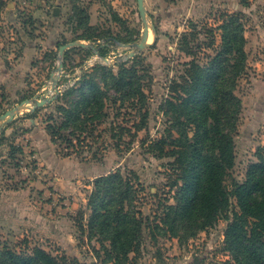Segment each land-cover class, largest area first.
<instances>
[{
    "label": "rangeland",
    "instance_id": "obj_1",
    "mask_svg": "<svg viewBox=\"0 0 264 264\" xmlns=\"http://www.w3.org/2000/svg\"><path fill=\"white\" fill-rule=\"evenodd\" d=\"M144 1L150 36L147 46L138 50L135 44L145 26L137 0H0V117L32 101L13 119H0V247L27 252L41 247L66 264H112L105 262L98 237L88 235V200L96 177L121 169L137 177L133 180L140 189L138 205L145 220L140 250L131 253L129 264H236L225 246L224 218L186 241L152 228L163 216V205L175 202L176 188L170 186L173 158L149 152L146 141L160 136L167 126L162 103L182 63L192 59L180 49L181 35L198 23L201 32L195 42L203 40L202 52L211 54L207 28L214 29L218 45L222 15L243 13L248 60L236 91L243 108L232 175L245 180L249 165L257 160V149L264 146V0ZM56 8L59 12L54 14ZM91 34L99 38H80ZM76 41L91 47L70 46L60 54V46ZM98 44L106 46L107 56L95 51ZM136 55L147 74L146 127L137 131L141 115L110 103L109 116L100 125L98 158L92 151L83 156L53 142L46 120L59 114L57 106L64 100H58V94L76 85L95 64L117 72L118 65H131ZM49 97L55 98L31 109L36 100ZM122 126L135 136L126 131L122 141ZM106 245L110 247L108 241Z\"/></svg>",
    "mask_w": 264,
    "mask_h": 264
},
{
    "label": "trees",
    "instance_id": "obj_2",
    "mask_svg": "<svg viewBox=\"0 0 264 264\" xmlns=\"http://www.w3.org/2000/svg\"><path fill=\"white\" fill-rule=\"evenodd\" d=\"M243 17V13L222 15L217 26L218 45L214 29L207 28L206 34L212 38L207 47L214 49L211 54L202 52L203 40L195 42L201 32L198 23H192V31L179 38L180 49L192 59L182 63L183 68L172 80L169 96L162 103L167 126L160 136L146 141L149 152L173 158L170 186L176 188L172 196L175 202L163 205V216L152 228L186 241L224 218L225 246L234 262L264 264V146L257 149V160L249 165L243 182L232 175L235 135L243 108L236 91L248 60ZM97 36L80 38L94 40ZM97 51L100 56H107L106 46L98 44ZM140 57L134 56L131 65H118L117 72L97 63L81 74L76 85L58 94L57 99L64 100L57 106L59 114L46 120L51 140L60 141L83 156L92 151V157L98 158L100 125L109 116L110 103L122 110L134 109L141 115L137 131L144 129L148 117L144 110L148 99L144 86L147 74ZM30 116L34 117V113ZM126 131L135 136V132L122 126V141ZM111 136L118 138L114 133ZM134 178L117 169L93 181L87 230L90 238L98 237L107 263L129 264L131 253L141 247L145 220ZM79 223L86 231L83 221ZM0 264L66 263L41 247L27 252L4 245L0 247Z\"/></svg>",
    "mask_w": 264,
    "mask_h": 264
},
{
    "label": "water",
    "instance_id": "obj_3",
    "mask_svg": "<svg viewBox=\"0 0 264 264\" xmlns=\"http://www.w3.org/2000/svg\"><path fill=\"white\" fill-rule=\"evenodd\" d=\"M138 1V7H139V12H140V15L143 19V22H144V30H143V34H142V38L140 40V42L136 43L135 46L138 48V50H142L144 49L147 44H148V41H149V36H150V26H149V23L147 21V12H146V8H145V1L144 0H137ZM59 12L58 8H56L54 10V14H57ZM152 29L154 30V32L156 31L155 27L152 26ZM76 45H79V46H82V47H91L83 42H72L70 44H65V45H62L60 46V54L62 55L65 51V49L69 48L70 46H76ZM95 51H97V49H95ZM98 52V51H97ZM134 54V52L132 53V55ZM63 63L61 62L58 66V70H62L63 68ZM56 79L54 80V84H53V88L55 90V92H57V86H56ZM60 93V92H58ZM57 93V94H58ZM55 97H49V98H43L41 100H36L34 106L31 108L33 110H35L36 108L42 106V105H45L46 103H50L54 100ZM32 101L31 100H26L25 102H23L21 105L15 107V108H12L10 110H8L5 114L1 115L0 119H5V118H9V119H13L17 112L20 111L22 108L24 107H27L25 104H28V103H31ZM34 121V120H33Z\"/></svg>",
    "mask_w": 264,
    "mask_h": 264
}]
</instances>
